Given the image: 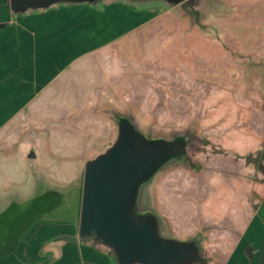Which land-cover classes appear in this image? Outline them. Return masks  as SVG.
<instances>
[{"label": "rangeland", "instance_id": "rangeland-1", "mask_svg": "<svg viewBox=\"0 0 264 264\" xmlns=\"http://www.w3.org/2000/svg\"><path fill=\"white\" fill-rule=\"evenodd\" d=\"M110 1L98 2L125 16ZM125 1L137 21L124 35L93 41L108 27L84 13L85 38L57 40L47 54L31 52L28 20L13 18L10 0L0 5L1 193L65 194L19 256L111 263L106 251L75 245L85 167L115 141L114 109L148 140L186 142L191 166L167 163L137 194L138 211L157 214L161 235L197 240L210 264H264V0ZM100 55L128 66V103L109 105L110 123L96 119L113 76Z\"/></svg>", "mask_w": 264, "mask_h": 264}, {"label": "water", "instance_id": "water-1", "mask_svg": "<svg viewBox=\"0 0 264 264\" xmlns=\"http://www.w3.org/2000/svg\"><path fill=\"white\" fill-rule=\"evenodd\" d=\"M98 1L10 0V4L19 14L57 3ZM113 113L118 127L115 141L85 167L79 241L104 249L117 264H210L197 240L162 236L157 214L152 210L140 212L136 205L141 186L167 163L191 166L185 140H148L136 130L127 113Z\"/></svg>", "mask_w": 264, "mask_h": 264}, {"label": "crops", "instance_id": "crops-1", "mask_svg": "<svg viewBox=\"0 0 264 264\" xmlns=\"http://www.w3.org/2000/svg\"><path fill=\"white\" fill-rule=\"evenodd\" d=\"M110 2L115 4V6H119L121 8L120 11H122L125 14V16L123 17L122 16H110L108 15V13L110 11L111 4L106 3V2L101 4V2H97L94 5L92 4L93 7H89L90 5L89 3H57V4H53L44 9L28 10L27 13L15 14L13 12V18H16L17 21L28 20V23H29L28 24V37L32 39V41L34 42L33 47L35 49V50H32L31 52L34 51L36 53H39L40 51L42 54H44V52L48 53L49 50H51V48L53 49V45H56L57 42L59 41L63 42V45H66L67 44L66 41L74 42L75 40L77 41L79 38L80 39L85 38L83 32L79 31L78 29V25L80 23H83V24L85 23L84 22L85 20L83 17L84 13H87L86 15H88L90 19L95 17L99 23H101L100 21H102L104 18L105 20L104 24H106L105 26L108 27L109 32L105 34H98L96 33V31H93V33L91 32L92 34L89 36L93 41H97V42L103 41L104 43V42H109L110 40L111 41L115 40L118 37L124 35L123 32L126 30L128 31V26L136 23L137 21L136 16L134 12L132 11L131 6H128L127 1L111 0ZM0 5L1 6L4 5V0H1ZM107 8L109 10H106ZM128 13H130L129 17H128ZM118 25H120V27H118ZM117 31H120V32H117ZM76 41L74 43H76ZM37 42H40L41 50L36 49ZM66 53H67V50H64V51H61L60 54L55 53L54 55H57V56L61 55L63 57V55H65ZM100 56L104 60L103 63L106 64L105 61L106 60L108 61V67L110 68L109 72L112 73L113 76L112 77L110 76L112 80L110 78L108 79L110 96H108V98L105 97L104 99H101L100 103L106 106H104V109H99L96 112L98 113L96 119H98L97 122L99 123H100L99 120H103V119L110 123L111 122L110 117H109L110 115L108 114L109 105H114L115 106L114 108H116L117 107L116 105L118 103H123V104L128 103V99H127L128 98V90H127L128 89V66H126V64L122 61L119 62V64H115V62H112L113 60H111L110 58H106L107 57L106 55H100ZM74 57L76 58L78 57V55ZM118 89L119 90L122 89V91L118 92ZM120 96H122L123 98L118 99V97ZM113 111L116 112V110L114 109ZM99 123H97L98 126H100ZM37 194L38 193L31 194L30 192L25 198H21V196L16 197V198L15 196H13L10 198V197H6L5 194L1 193V190H0V215L3 212H5L10 207L11 204L13 203L25 204L30 199L35 197ZM35 225L32 228H30L25 233L23 238L20 240L18 249L12 254L1 258L0 264H4V261L7 259H9L10 262L15 264L14 262H16L18 258H21L22 260H24L25 264H30V263L35 264L34 256L33 257L31 255H26V256L20 255L19 256V254H21V250L24 248V243L25 244H27V242L31 243L30 242L31 235H29V233L35 227ZM66 241L69 242V239ZM29 243H28L29 248L35 247L34 246L35 242H33L32 244H29ZM76 244L77 245L75 246L80 245L81 248L87 247V248L96 250L99 253H102V252L105 253L104 249L100 247H96L90 243L81 242L79 241V239ZM251 251H252V247L246 248V253L249 259L253 258ZM107 257H109L111 260L110 264H117L113 256L107 255Z\"/></svg>", "mask_w": 264, "mask_h": 264}, {"label": "trees", "instance_id": "trees-1", "mask_svg": "<svg viewBox=\"0 0 264 264\" xmlns=\"http://www.w3.org/2000/svg\"><path fill=\"white\" fill-rule=\"evenodd\" d=\"M80 191V202L82 201ZM65 200L61 190L47 189L38 193L25 204L13 203L0 215V259L18 249L25 233L60 209ZM81 206V203H80Z\"/></svg>", "mask_w": 264, "mask_h": 264}]
</instances>
